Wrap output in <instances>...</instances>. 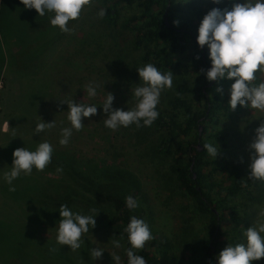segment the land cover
Wrapping results in <instances>:
<instances>
[{
    "label": "trees",
    "instance_id": "1",
    "mask_svg": "<svg viewBox=\"0 0 264 264\" xmlns=\"http://www.w3.org/2000/svg\"><path fill=\"white\" fill-rule=\"evenodd\" d=\"M201 1L207 0L113 1V5L123 4L138 10V14L123 20L120 27L133 32L135 46L142 49L143 59L162 73L178 68L187 45L194 47L189 65L196 79L176 84L165 107L158 110V119L151 127H144V131L153 130L159 134L155 151L170 158L169 170L187 199L191 212L200 220L204 237L194 259L175 248L168 239L153 235L154 239L135 253L142 256L147 264H217L219 253L228 245L244 244V233L252 225L249 220L254 203L249 202L259 201V181L249 179L250 173L244 174L240 165H233L226 178L219 177L227 169L229 154L228 134L221 126L224 118L233 116V111L228 104V95L225 92L223 96L217 94L215 89L218 85L207 81L201 73L202 69L207 71L211 68V61L207 46L201 49L197 44L198 28L203 17L212 8H217L211 5L208 11L202 10ZM113 5L107 7L103 20L116 26ZM15 11L20 12L19 21L23 26L29 25L33 15L36 19L40 18L34 9H25L20 0H0V75L7 64L4 47L13 38ZM174 21L178 25H174ZM118 72L117 80L125 83L126 75L123 71ZM232 83L234 81L225 80L219 86L231 87ZM43 84L45 82L38 79L20 86L17 98L18 102H25L23 111H29L30 105L38 107L48 97ZM126 129L135 133L131 135L133 139L135 136L141 139V128L131 125ZM34 142L31 147L26 143L10 144L12 158L7 162L8 167L12 166L14 150L25 147L35 151L40 141ZM208 143L219 146L220 154L216 160L203 147ZM106 158L96 161L67 148L62 151L53 148L51 163L46 168L54 174L58 167H62L63 172L57 173L58 176L42 174L37 178L38 175L22 174L13 181L14 192L8 190L10 186L4 180L0 194L5 198L10 196L11 199L6 200L16 201L14 204L18 212L15 214L19 218L8 212L12 203H5L6 210L2 213L5 217L0 216V264H45V258L32 250L33 245L38 247L41 244L47 246L52 255L49 264L60 260L73 264L70 253H64L51 242L31 238V221L36 216L47 217L51 223L59 221L60 205H67L74 213L97 215L96 226L93 229L89 226V231L111 229L113 235L123 242V264H128L126 249L131 245L124 229L132 216L143 219V214L130 210L125 198L131 195L141 200V182L131 171L118 166L116 160L109 162ZM245 183L247 187L243 186ZM33 201L43 205L33 210L30 205ZM91 209H95V213ZM54 226L51 224V227ZM52 248L56 251L51 252ZM84 248L85 261L88 262L87 247ZM263 261L264 258L253 264H262Z\"/></svg>",
    "mask_w": 264,
    "mask_h": 264
},
{
    "label": "rangeland",
    "instance_id": "2",
    "mask_svg": "<svg viewBox=\"0 0 264 264\" xmlns=\"http://www.w3.org/2000/svg\"><path fill=\"white\" fill-rule=\"evenodd\" d=\"M113 1L115 0H95L94 6L86 7L78 20L69 22L71 33H62L58 27L51 26L50 18L53 13H46L37 19L33 15L29 25L23 26L20 22V12L15 11L13 38L4 47L7 64L0 75V152L2 151L0 185L4 182V173L10 171L7 158L5 159L12 153L10 144L17 142L26 143L31 147L35 140H39L40 143H50L54 149L62 151L67 148L77 155L96 161L106 157L109 162L114 159L118 166L131 171L141 182V200H137L139 207L134 210L143 214L152 235L168 239L175 248L196 259L199 244L204 237V229L200 220L191 212L187 199L179 190L169 170L170 158L163 157L155 151L159 134L153 130L144 131V127H141V139L138 140L136 136L133 139L131 135L135 133L129 132L128 129L121 127L117 131H112L106 128L103 122V119L107 118L102 107L107 93L114 95L113 109L127 111L135 108L134 90L137 86L143 85L136 69L148 64L143 59L142 49L135 46L133 32L120 27L123 20L138 14V10L123 4L113 5ZM111 5L114 6L117 18L116 26L110 25L97 15L101 8L106 10ZM211 5L220 9L231 8L229 0H224L220 5L212 4L211 0L201 1L200 8L208 11ZM193 52V45L188 44L185 53L180 57V66L169 70L173 73V87L161 93L157 111L165 107L176 84L196 79L189 65V58ZM118 71H123L126 75L125 83L117 80ZM256 75L257 80L253 82L254 84L264 82V74ZM38 79L45 82L43 85L48 97L36 108L28 103L30 110L23 111L22 108L26 106L24 101L18 102L19 88L27 81L36 82ZM90 83L99 85L94 98L87 94L86 88ZM229 89L230 87H225L224 92L230 98ZM70 101L95 105L97 115L83 118L82 123L85 126L83 130L79 132L73 130L68 145L61 146L59 144L62 138L61 129L71 127L67 119L66 104ZM41 119L45 123L55 121V127L36 134L34 129ZM5 120L8 122L7 126ZM262 120L264 112L241 106L233 111L232 117L223 119L221 127L228 134L229 154L227 169L219 175L220 178H226L228 170L236 164L240 165L244 174L250 173L248 145ZM46 169L40 172L34 168L31 175H38L37 178L42 174L58 176L56 171L53 174V171ZM259 185L261 186L257 193L259 201L249 202L254 203L249 220L252 225L264 220L258 215L259 211L264 209V183L259 181ZM15 204L12 203L8 212L17 219L19 217L15 212H18V209ZM40 204L43 205L35 201L30 203L33 210L40 207ZM4 209L5 203L0 196L2 217H5L2 214ZM31 222L32 240L38 239L41 242L55 244V247H60L64 253H70L73 264H115L113 255H118L120 264H123V242L113 235L111 229L99 228L84 234L81 248L73 252L69 246L57 243L59 221L51 223L47 217L36 216ZM51 224L55 226L51 227ZM15 237L18 238L17 233ZM113 240H119L121 247L115 248ZM246 243L245 238L244 244ZM38 247L33 245L32 250L41 254L45 258V264H49L52 255L47 246L41 244ZM84 247H87L88 262L85 261L87 259ZM97 248L104 252L100 259L95 260L91 256V250ZM54 263L68 264L63 260Z\"/></svg>",
    "mask_w": 264,
    "mask_h": 264
},
{
    "label": "clouds",
    "instance_id": "3",
    "mask_svg": "<svg viewBox=\"0 0 264 264\" xmlns=\"http://www.w3.org/2000/svg\"><path fill=\"white\" fill-rule=\"evenodd\" d=\"M224 0H211L212 4L220 5ZM25 9H34L39 16L46 13H53L50 24L58 27L62 33H71L68 27L70 21L80 18L82 11L94 6L95 0H20ZM231 8H212L202 19L198 28L197 44L203 49L207 46L211 68L207 71L201 70L207 81L215 82L218 87L216 93L223 96L224 88L222 81H234L229 89L230 99L228 104L232 111L237 106L247 107L253 110L264 112V82L258 85L253 82L257 80V73L264 74V0H229ZM106 12L103 8L97 13L103 18ZM174 25L178 22L174 21ZM199 59V57H197ZM142 86L134 90L136 99L135 108L124 111L113 109L114 95L107 93L103 104V112L107 118L103 119L106 128L117 131L119 128H128L135 125L151 127L159 117L156 110L160 103L161 93L171 90L173 87V73L168 71L162 73L153 64L149 63L136 69ZM99 85L90 83L87 85V94L90 98L97 95ZM65 103V102H61ZM68 105V117L70 128L61 129L59 144L67 146L73 130L79 132L85 127L83 118H91L97 115L95 105H85L70 101ZM8 122H6V126ZM55 127V121L45 123L41 119L34 129L36 134L51 130ZM204 149L213 159L220 154L218 145L212 143L204 144ZM250 153V177L251 180H259L264 183V120L255 129L252 141L248 145ZM53 147L48 142L39 143L35 151H29L25 147L17 148L13 152V162L10 171L4 173V180L10 186L9 191L14 192L13 181L22 174L30 176L35 168L37 171H44L51 163ZM56 172L62 173L63 168L58 167ZM247 187L245 183L243 185ZM126 206L130 210L139 207L137 199L131 195L125 198ZM95 213V209L90 210ZM60 222L57 232V243L70 247L75 252L81 248L82 236L89 231V226L95 228L97 215H83L74 213L67 205L59 207ZM264 218V209L258 213ZM127 233L128 242L131 245L126 249L128 264H147V261L137 250H143L146 243L153 240L149 225L143 219L136 216L130 218V222L124 229ZM246 245L243 243L235 246L228 245L217 257V264H253L264 258V220L251 225L245 231ZM115 248H120L119 240H113ZM55 252L56 249H50ZM104 251L92 249L91 256L97 260L102 257ZM115 264H120V257L113 255Z\"/></svg>",
    "mask_w": 264,
    "mask_h": 264
},
{
    "label": "crops",
    "instance_id": "4",
    "mask_svg": "<svg viewBox=\"0 0 264 264\" xmlns=\"http://www.w3.org/2000/svg\"><path fill=\"white\" fill-rule=\"evenodd\" d=\"M5 121H6V120H5ZM6 122H7V121H6ZM3 134H5V133H3ZM1 153H2V151L0 152V157H2V156H1ZM5 154H7V152H5ZM4 157H5V156H4ZM6 158H7V162H8V161L10 160V158H12V157H11V155H10V157H7V156H6L5 159H6ZM7 164H8V163H7ZM3 181H4V180H3ZM1 183H2V182H1ZM1 185H2V184H1ZM1 185H0V186H1ZM8 186H9V185H8ZM0 196H1V199H2V201H3L4 203H16V201L14 202L13 200H6V199H11L10 196H9V197H6V198H5V197H2L1 194H0Z\"/></svg>",
    "mask_w": 264,
    "mask_h": 264
},
{
    "label": "water",
    "instance_id": "5",
    "mask_svg": "<svg viewBox=\"0 0 264 264\" xmlns=\"http://www.w3.org/2000/svg\"><path fill=\"white\" fill-rule=\"evenodd\" d=\"M202 54H203V57H204V56H205V53H204V51L202 52ZM200 131H201V128H200ZM198 150H199V151H201V148H200V147H198ZM193 177H194V178H196V175H195V174H193Z\"/></svg>",
    "mask_w": 264,
    "mask_h": 264
}]
</instances>
